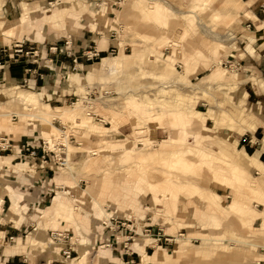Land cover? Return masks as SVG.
<instances>
[{"label": "rangeland", "instance_id": "1", "mask_svg": "<svg viewBox=\"0 0 264 264\" xmlns=\"http://www.w3.org/2000/svg\"><path fill=\"white\" fill-rule=\"evenodd\" d=\"M137 2L0 0L10 29L0 48H35L18 59L37 62L24 78L39 81L31 89L0 71V136L60 139L70 162L50 174L40 206L25 188L8 189L16 210L0 196V264H264V154L248 171L242 154L264 150V127L251 133L264 126V0ZM68 38L101 60L74 69L45 52ZM110 218L170 240L134 235L126 254L103 227ZM52 230L67 234L69 258Z\"/></svg>", "mask_w": 264, "mask_h": 264}, {"label": "built area", "instance_id": "2", "mask_svg": "<svg viewBox=\"0 0 264 264\" xmlns=\"http://www.w3.org/2000/svg\"><path fill=\"white\" fill-rule=\"evenodd\" d=\"M260 9L261 11H264V5H261ZM33 49L35 48L31 47L29 48V50H26L23 47L22 43H15L11 47L0 48V71L1 70L5 71L9 69L11 63L18 62V58H22L24 56H29V55H31L32 58L37 57L38 52ZM75 49H76L75 42L72 41L70 38H68L65 41L64 45L62 46L53 45L50 46L48 49H46V51H49L50 54L56 56L57 59L64 58L69 60L71 64H73L74 69L76 68L75 66L80 65V67H83L84 64L89 63L90 61L101 60L100 54L102 52L98 51L96 47L92 48L91 50H86V49L82 50L79 53H76ZM28 62H29L28 65H33V63L34 64L37 63L36 61L34 62L28 61ZM223 66L229 68V60L225 61ZM64 68H67V66H64ZM25 72L27 75L32 76L36 73V70L28 67L25 70ZM39 76L40 78H42L41 75ZM28 80L29 79L24 78L23 82L24 84H28V87L32 89L33 87L29 86ZM11 118L12 119L15 118L14 114L12 115ZM67 142H71V141L67 140ZM139 144L142 145L141 142H139ZM11 149H12L11 141L2 138L0 140V153L9 152L11 151ZM67 153L68 150L64 145V143L59 141L55 143L54 148L51 149L49 144L46 143L41 137L39 142H34L32 140L25 141L19 146L18 149V155L22 160L27 161L33 165L39 163L41 168L50 166L51 167L50 170L52 172H54L53 171L54 169H57L59 171L66 169L69 163ZM51 193L52 192H50V194ZM102 224H104L103 225L104 228H108L110 230L111 236L113 237L112 238L113 242H115L116 245L117 242H120L123 248L125 249V253L129 255H132L134 253L133 250L129 251L130 250L129 242L133 243L135 237L134 235L136 236L143 235L144 237L150 238L155 243L160 242L162 238L164 239V241L170 240L165 236L163 237V235L159 231L157 233H153L151 225H149L148 223H143L139 229L140 231H138V227L135 226L130 221V218L108 219L106 221H103ZM121 230H123V232L120 234L119 231ZM10 238L12 239V236ZM67 238L68 236L64 231H57V230L50 231L51 242L59 243L61 245L59 252H61L62 255H64L65 257L69 258L72 252L71 251L72 248ZM124 264H135L134 258H132L131 261L126 262Z\"/></svg>", "mask_w": 264, "mask_h": 264}, {"label": "crops", "instance_id": "3", "mask_svg": "<svg viewBox=\"0 0 264 264\" xmlns=\"http://www.w3.org/2000/svg\"><path fill=\"white\" fill-rule=\"evenodd\" d=\"M24 9H29V8L26 7ZM260 30L261 29H257L252 33V36L254 39H256V33H258ZM259 38L261 39L262 37L259 36ZM254 39H252V40L254 41ZM87 47H88V45L85 43L84 44L83 43L78 44L76 49H75V52L79 53L82 51V49L87 48ZM27 48L29 49V47H27ZM27 48H25V49H27ZM45 52H46V49H45ZM101 52H103V51H101ZM44 61L48 62L49 65H51V66H53V64H54V62L52 60L49 61L46 59ZM28 64H29L28 60H23V59L19 60L18 59V62L11 63L9 69H7L5 71L1 70L2 71L1 75L3 76V78H5V76L7 75L10 78H12V80H21L22 81L24 79L25 75H27L25 70L28 67L32 68V66L28 65ZM60 64L63 65L64 63H60ZM46 65H47L46 67H48V64H46ZM70 65H71V62H70ZM64 66H66V65H64ZM75 67L79 68V69L81 68L80 65L75 66ZM41 77H42V75H41ZM39 79L43 80V77L40 78V76H39ZM28 81H29V84L33 85V86H36V84H39L37 77H33V79H29ZM258 125H259V123H256V125L252 129L251 133L256 132L257 130L264 127V126H258ZM30 133L31 134H22L16 141L9 139L6 136H0V140L2 138H5L7 140H10L12 143L11 151L1 153L2 157H9L11 159V160H0V164H4V165L0 166V196H1V199L3 201V203H2L3 205L6 202H8L9 204H13V207L16 205L17 206L19 205L18 199H16L17 195L13 194V196H12V194L8 190L9 188H11L16 194H18L17 189L21 190V189L25 188V191H27L28 193H25L22 191L24 199L31 197V199H32V201H30V202H32L31 205H33L35 207L40 206L43 202H45V198H47L46 196H49L50 192H53V189H52L53 179H49L50 174L54 173L50 170L51 167L47 166L45 168H41L39 163H36V165H33L27 161L22 160L18 155L19 146L22 143H24L25 141H27V140H32L34 142L40 141L39 136H34V132H30ZM263 143H264V140H263ZM244 151H245V149H244ZM242 154L246 158L249 159V162L246 164L247 165V171H248V170H252V169H257L256 167L253 166L251 159L253 157L257 156V159L260 161L259 158L261 157V155L264 154V150L261 152L259 151L253 155L247 154L246 151L242 152ZM17 164L18 165L20 164L21 167L16 168ZM263 167H264V164H263ZM15 185H16V187H15ZM59 198L62 199V197H59ZM24 199H23V201H24ZM55 200L57 202L58 197H56ZM259 213H262V212H259ZM110 219H115V218H110ZM118 219H127V218H118ZM130 221L135 226H137L136 222L132 221L131 218H130ZM10 226H12V229H11V231L13 232V234L11 235L12 238L13 239L17 238V237H14V233L19 234V232L22 230V227L25 226V220L20 221L17 226H13V225H10ZM122 232H123V230L119 231L120 234ZM108 236H111V233H109ZM117 246L120 247L122 245L120 242H117ZM148 248H149V245L145 246L146 253H147ZM130 259H131L130 257L122 258L121 264L126 263L125 260L129 261ZM134 262H135V259H134ZM135 264H138V263L135 262Z\"/></svg>", "mask_w": 264, "mask_h": 264}, {"label": "bare ground", "instance_id": "4", "mask_svg": "<svg viewBox=\"0 0 264 264\" xmlns=\"http://www.w3.org/2000/svg\"><path fill=\"white\" fill-rule=\"evenodd\" d=\"M139 3H142V0H137ZM137 2V3H138ZM137 3H135V4H137ZM138 3V4H139ZM18 23V20H16V24ZM6 25V23H5V21H3V18L0 16V31H2V33L3 34H6L7 36L8 35H10V29H6L4 26ZM13 26H15V25H13ZM214 39L215 40H217V41H219L220 43H224L225 41H229L230 40V37L229 36H227V37H225V38H223V37H214ZM108 42V41H107ZM104 43V42H103ZM221 47H223L222 45H220ZM221 47H219L221 50L223 49V48H221ZM104 64L107 62V59H103V61H102ZM218 71V70H217ZM216 72V71H215ZM56 113H59L57 116H59L60 118H66V120H69V121H71V120H73V114H74V112H73V114H70V112H71V110H64V111H62V112H59V111H55ZM73 115V116H72ZM47 121V120H46ZM51 134V133H50ZM53 134V133H52ZM62 135H65L64 133H62ZM42 138V137H41ZM46 143H48L49 144V146H50V148L51 149H53L54 148V146H55V144L54 145H52V143L54 142V140L53 141H51V140H48V139H45V138H42ZM63 140H66V138L65 139H63ZM55 141H57V142H59V141H61L60 139H57V140H55ZM56 142V143H57ZM64 143V145L66 146V142H63ZM68 143V142H67ZM66 148H67V150H69L68 149V147L66 146ZM188 151V150H187ZM67 155H68V153H67ZM92 155L94 156V155H97L95 152H93L92 153ZM181 155V154H180ZM175 156H176V154H175ZM68 157V156H67ZM252 158V157H251ZM185 160H188V159H185ZM189 161V160H188ZM251 161H252V163L254 164L255 163V165H257V166H262V163L257 159V156H255V157H253L252 159H251ZM69 162V161H68ZM190 164V163H189ZM19 166H21L20 164L18 165H16V168H18ZM70 166V162L68 163V165H67V167H66V169H68V167ZM247 182V181H246ZM254 182V181H253ZM256 182H257V186L258 187H260L261 185H262V181H260V180H256ZM255 183V182H254ZM247 185V184H246ZM251 185V184H250ZM251 188V187H250ZM257 188V187H256ZM255 188V189H256ZM262 188V187H261ZM57 195V193L55 194V196ZM64 205V204H63ZM16 207H18L17 205L16 206H14L13 207V209H15L16 210ZM96 209L95 210H97L98 209V206L97 207H95ZM97 212V211H96ZM97 214L98 215H101L102 214V212L100 211V210H98V212H97ZM34 242V241H33Z\"/></svg>", "mask_w": 264, "mask_h": 264}]
</instances>
